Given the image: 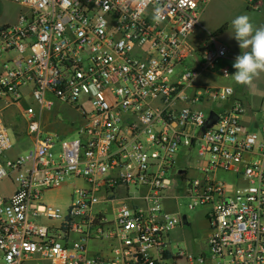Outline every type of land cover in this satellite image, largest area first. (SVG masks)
Wrapping results in <instances>:
<instances>
[{"label":"built area","instance_id":"built-area-1","mask_svg":"<svg viewBox=\"0 0 264 264\" xmlns=\"http://www.w3.org/2000/svg\"><path fill=\"white\" fill-rule=\"evenodd\" d=\"M7 1L19 15L0 26V185L13 187L0 190V264H264V93L247 112L232 86L199 83L231 77L216 69L228 46L195 37L209 0ZM67 107L71 140L43 122ZM12 108L32 149L8 159ZM69 182L65 207L44 201ZM172 184L202 210L206 252L171 250L188 224L167 210Z\"/></svg>","mask_w":264,"mask_h":264},{"label":"rangeland","instance_id":"rangeland-1","mask_svg":"<svg viewBox=\"0 0 264 264\" xmlns=\"http://www.w3.org/2000/svg\"><path fill=\"white\" fill-rule=\"evenodd\" d=\"M210 2L202 11L200 16V34L203 37L212 35L215 38L220 39L228 46L230 50H235L229 53V58L224 61L218 62L216 69L221 66H227L230 68L231 77L228 81H222L218 75H202L199 78L201 85H230L234 88L236 96L243 102L245 110L247 112L255 111L259 108L260 102L264 93V73L254 79L251 86H244L237 84L232 75L235 73L233 63L235 57L241 54V49L238 46V42L231 36L232 28L231 21L238 15H247L250 17L252 23L259 27L263 26L264 19V0H209ZM19 15V8L11 4L7 0H0V26L4 24L14 23ZM188 64H190L187 61ZM57 112V114L55 113ZM18 116L19 122H16L15 115ZM17 109H10L5 112V120L11 128L8 131L11 151L7 154L8 159L26 155L31 149L32 144L30 139L25 134V126L23 121L19 118ZM43 122L47 130L62 133L65 130H75L80 126L79 117L76 112L67 107L59 108L50 113H46L43 117ZM16 133H23V137H18ZM75 138V131L67 136V140ZM59 145L54 147V154L58 153ZM186 154L184 151L180 152L177 157V166L179 168H187L188 172L192 176H198L194 171L195 168V153L191 152L187 158L184 159ZM229 182V177L225 178ZM77 183L69 182L66 186L59 190H53L44 195V201L51 205L59 207H65L68 204L70 194L72 193V185ZM13 187L7 183L0 185V190L4 193L11 191ZM166 196L169 197V202H172L173 206L179 211L180 214L186 215L188 224L183 228H176L170 233V248L172 251L175 249H184L191 253L193 256L206 252V237L208 235L207 224L203 218L202 210L195 206L193 209H189V205H193L190 200L183 198H177L180 196L178 186L172 184L169 188ZM96 246L90 245V252L96 251ZM36 264V263H28ZM37 264H44L38 262ZM195 264V263H194Z\"/></svg>","mask_w":264,"mask_h":264},{"label":"clouds","instance_id":"clouds-1","mask_svg":"<svg viewBox=\"0 0 264 264\" xmlns=\"http://www.w3.org/2000/svg\"><path fill=\"white\" fill-rule=\"evenodd\" d=\"M231 36L238 42L241 54L235 57L232 75L237 84L251 86L264 73V26H255L247 15L231 21Z\"/></svg>","mask_w":264,"mask_h":264},{"label":"crops","instance_id":"crops-1","mask_svg":"<svg viewBox=\"0 0 264 264\" xmlns=\"http://www.w3.org/2000/svg\"><path fill=\"white\" fill-rule=\"evenodd\" d=\"M210 2V1H209ZM208 2V3H209ZM208 3L206 4V6L208 5ZM205 6V7H206ZM205 7L203 8V10L205 9ZM202 10V11H203ZM264 20V19H263ZM199 28H201V27H199ZM199 28L197 29V31H196V38H198V39H205L206 38V36L205 37H203V35L202 34H200V30H199ZM216 39H218V38H216ZM219 41H221L220 39H218ZM221 42H223V41H221ZM224 43V42H223ZM225 44V43H224ZM235 50V48L233 49V50H230V52H233ZM173 203L172 202H168V207H167V210H168V212H170V213H174L176 210H175V208H174V206L172 205Z\"/></svg>","mask_w":264,"mask_h":264},{"label":"water","instance_id":"water-1","mask_svg":"<svg viewBox=\"0 0 264 264\" xmlns=\"http://www.w3.org/2000/svg\"><path fill=\"white\" fill-rule=\"evenodd\" d=\"M215 122H216V116L214 115V113H211L209 120L205 124V128L212 126ZM179 173H182V171H179ZM182 220L183 222H185L186 217L183 216Z\"/></svg>","mask_w":264,"mask_h":264},{"label":"trees","instance_id":"trees-1","mask_svg":"<svg viewBox=\"0 0 264 264\" xmlns=\"http://www.w3.org/2000/svg\"><path fill=\"white\" fill-rule=\"evenodd\" d=\"M263 26H264V20H263Z\"/></svg>","mask_w":264,"mask_h":264}]
</instances>
